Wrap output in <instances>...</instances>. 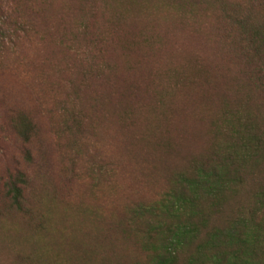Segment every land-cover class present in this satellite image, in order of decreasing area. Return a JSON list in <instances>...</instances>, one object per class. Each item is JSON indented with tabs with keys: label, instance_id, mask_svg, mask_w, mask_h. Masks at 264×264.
I'll return each instance as SVG.
<instances>
[{
	"label": "rangeland",
	"instance_id": "rangeland-1",
	"mask_svg": "<svg viewBox=\"0 0 264 264\" xmlns=\"http://www.w3.org/2000/svg\"><path fill=\"white\" fill-rule=\"evenodd\" d=\"M247 1L10 0L0 264H149V219L131 211L196 166L228 180L214 223L243 212L264 235V71L219 9ZM16 172L22 212L4 194Z\"/></svg>",
	"mask_w": 264,
	"mask_h": 264
},
{
	"label": "trees",
	"instance_id": "trees-1",
	"mask_svg": "<svg viewBox=\"0 0 264 264\" xmlns=\"http://www.w3.org/2000/svg\"><path fill=\"white\" fill-rule=\"evenodd\" d=\"M128 1L134 5L136 0ZM9 3L10 0H0L2 24L9 20ZM255 6V1L250 0L220 4L219 9L244 42V52L249 61L253 60V70L264 71V13L255 15ZM8 24L12 28H8L6 36L0 30V43L4 39L10 41V37L21 30L16 20H9ZM28 127L22 118L21 135ZM195 169L188 177L180 178L175 189L161 195L152 205L131 211L132 217L145 213L149 219L147 229L142 232V246L149 255V264H264L261 258L264 235L254 231L251 217L237 212L220 223L213 221L214 194L222 190L228 180L215 174L214 166L208 170L197 166ZM23 184L25 177L21 172L9 176L4 184L7 207L11 211L22 212ZM202 195L208 196V204H203ZM256 202L261 204L259 200ZM259 210L257 208L251 214Z\"/></svg>",
	"mask_w": 264,
	"mask_h": 264
}]
</instances>
